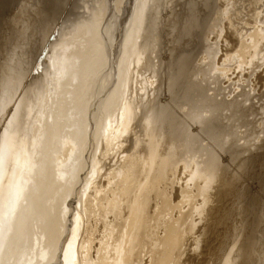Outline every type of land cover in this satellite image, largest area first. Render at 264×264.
<instances>
[{"label": "bare ground", "instance_id": "obj_1", "mask_svg": "<svg viewBox=\"0 0 264 264\" xmlns=\"http://www.w3.org/2000/svg\"><path fill=\"white\" fill-rule=\"evenodd\" d=\"M78 1L0 0V264H264V0Z\"/></svg>", "mask_w": 264, "mask_h": 264}, {"label": "rangeland", "instance_id": "obj_2", "mask_svg": "<svg viewBox=\"0 0 264 264\" xmlns=\"http://www.w3.org/2000/svg\"><path fill=\"white\" fill-rule=\"evenodd\" d=\"M96 3H97V0H87L86 2H84V1H78V2H74V3H71V4H69V5H72L73 7H74V9L73 10H71L70 11V13L69 14H66V16H70L69 17V19L71 20V21H73L74 19L77 21L78 20V17H79V12H82L83 13V17L82 18H88L89 17V15H88V12L90 11V10H93V8H94V5H96ZM68 5V6H69ZM69 9V8H68ZM67 9V10H68ZM66 10V11H67ZM123 16V15H122ZM121 16V17H122ZM123 19H118L117 20V22L115 23V27L116 28H118V29H120V22L122 21ZM60 21L61 22H64V25L66 24V21H65V19L62 21L61 20V17H60V19H56V20H54V25H53V28H52V30L51 31H53V29H54V27L56 28V27H58V26H60ZM55 30V29H54ZM51 33H53V32H50V34ZM54 33H56V31L54 32ZM54 33L52 34L53 35V37L51 36L50 38H51V40L54 42V40H55V36H54ZM56 35V34H55ZM50 36V35H49ZM49 36H48V39H49ZM46 50H47V48H46ZM43 56V55H42ZM41 58H43V57H41ZM40 58V59H41ZM176 252L178 253L179 252V250L177 251L176 250ZM176 252H174L173 253V255H170V261H169V263L170 264H178L179 263V261H180V263L179 264H181V262L182 261H184L185 260V256H183V257H181L182 259H180L179 258V256H178V254H176ZM175 254V255H174ZM192 255H195V254H192ZM145 256V257H144ZM149 256V257H148ZM159 256V255H158ZM157 255H154V257H158ZM146 259L147 257V259L149 260V262H148V260L146 259H144V258ZM143 258V259H142ZM153 258V257H152ZM178 258V259H177ZM141 260H143L142 261V263L144 262V264H151L150 262L152 261V259H150V255H143V256H141ZM177 260H178V263H177ZM187 264H188V262H186ZM197 263H199V261H198V259L197 258H192V259H190V262H189V264H197Z\"/></svg>", "mask_w": 264, "mask_h": 264}]
</instances>
